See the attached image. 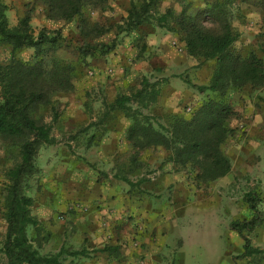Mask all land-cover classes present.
Here are the masks:
<instances>
[{
	"label": "rangeland",
	"instance_id": "1",
	"mask_svg": "<svg viewBox=\"0 0 264 264\" xmlns=\"http://www.w3.org/2000/svg\"><path fill=\"white\" fill-rule=\"evenodd\" d=\"M21 1L20 8L13 5L14 0L7 2L10 25L16 24L30 4V0ZM130 1L109 0L110 9L87 14L91 23L109 27L95 39H117V45L106 55L95 53L84 58L78 54L82 37L75 21L50 20L40 5L30 10L35 32L43 26L61 31L62 38L51 55L71 64L73 76L72 89L53 94L50 104L34 113L51 125L55 141L40 145L38 170L23 186L25 194L33 198L31 213L40 221L38 231L28 228V236L43 254L54 253L61 246L68 250L85 247L90 252L89 257L65 256L64 264H264V257H238L244 249L242 235L264 251V86L229 92L232 115L228 125L232 131L221 150L231 169L224 176L199 178L193 166L181 167L169 161L162 147L138 150L136 158L145 165L130 170V164H123L127 154L135 152L126 140L129 121L121 111L106 114L108 103L133 92L146 76L160 84L151 113L162 121L168 114L188 117L205 100V94L191 83L207 85L215 65L213 60L198 63L188 56L180 34L150 24L116 36L115 25L126 16ZM215 1L157 0L156 9L201 14L206 27L218 30L219 22L207 13ZM226 9L238 34L235 49L242 53L254 50L264 58V0H233L226 3ZM156 31L155 44H146V50L139 51L137 39L147 43L153 37L146 38ZM162 33L170 35L165 47L157 41ZM121 46L135 52L130 53L132 62L120 68L114 63ZM140 53L148 61L158 56L168 62L145 72L131 68ZM15 54L28 60L34 50L24 48ZM9 57L10 49L0 45V63ZM13 161V154L0 139V246L6 231L1 188L6 182L5 170ZM122 176L136 186L126 184ZM249 191L255 196L257 219L243 200ZM123 194L130 195L139 215L134 211L117 216L114 208L107 209L100 200L103 195ZM243 220L252 223L242 234L230 227L231 222ZM105 245L119 247L110 260L106 253L94 251Z\"/></svg>",
	"mask_w": 264,
	"mask_h": 264
},
{
	"label": "trees",
	"instance_id": "2",
	"mask_svg": "<svg viewBox=\"0 0 264 264\" xmlns=\"http://www.w3.org/2000/svg\"><path fill=\"white\" fill-rule=\"evenodd\" d=\"M233 0H217L209 4L207 13L219 22L220 28L206 27L199 15H188L183 9L179 14L167 8L156 9L157 0H131L127 14L115 25L116 36L129 33L141 25L150 24L181 35L185 52L198 63L213 60L215 65L207 85L191 83V87L205 94V100L188 117L168 114L164 117L150 112L160 94V84L143 76L137 87L129 94H120L107 105L106 114L121 111L128 119L126 140L134 153L128 154L124 165L130 170L145 165L138 161V150L162 147L168 152V160L181 167L191 165L196 176L213 180L227 174L231 169L229 159L223 154L221 145L232 129L228 120L232 115L229 92L244 87L251 89L264 86V58L254 50L242 53L235 49L237 32L228 21L226 3ZM25 11L14 25L7 16L8 6L0 0V45L10 49V57L0 63V139L13 154V165L5 170L6 182L1 188V197L6 223L4 240L0 246V264H64L65 256L89 257L90 252L82 247L68 250L61 246L51 254H43L28 236L31 226L39 230L40 221L31 213L33 198L25 194L23 186L38 167L36 156L40 145L53 144L51 125L36 118L41 106L50 104L51 96L72 89L73 68L61 59H54L51 51L62 38L59 29L41 27L37 32L31 25L32 6H42L45 16L56 21H75L82 37L78 54L84 58L95 53L106 55L114 50L116 40H97L109 27L91 23V11L110 9L109 0H30ZM140 43H139V42ZM139 51L146 43L137 39ZM137 43V44H138ZM33 48L28 60L16 56V51ZM50 51V52H48ZM264 54V43L261 45ZM163 81H166L164 79ZM56 116V114H55ZM126 162V163H125ZM104 174V173H103ZM118 176V175H117ZM130 186L136 183L120 177ZM252 191L243 196L244 202L258 217V208ZM257 198V197H256ZM259 200V199H258ZM252 221H233L230 227L242 234ZM243 236L244 249L239 258H263L264 251L251 244ZM119 247L105 245L94 249L107 254V259L117 254Z\"/></svg>",
	"mask_w": 264,
	"mask_h": 264
},
{
	"label": "crops",
	"instance_id": "3",
	"mask_svg": "<svg viewBox=\"0 0 264 264\" xmlns=\"http://www.w3.org/2000/svg\"><path fill=\"white\" fill-rule=\"evenodd\" d=\"M4 2L7 4L8 0H4ZM21 3L23 5L24 2H22L21 0H14L13 5L19 4V5H16V6L20 8V6H22ZM8 9H9V7H8ZM141 26H139V27H141ZM155 33H157V31L156 32H151V34H149V37L146 38V40L148 41L151 37H153L152 40H149L146 43L147 46L151 45L153 42L155 44V39H154ZM169 36H170L169 33H162L161 37L157 38L158 44L160 46L165 47V44H166L165 40ZM120 48H122V49H120V52H118L119 54L116 56V60L117 61L114 64H118L117 67L120 66V68H121V66H127L128 64H130L132 62L131 59H130V56L134 55L135 49H130L129 47L125 48V47H122V46ZM130 53H132V54L130 55ZM141 54L142 53H140L137 56L138 58L134 57L135 59H133V60H135L136 62L131 66V68L138 67L142 72H145V71H148V69L153 68V66L156 65V64H160L161 63V65H164V64H166L168 62V60L161 61L163 59L159 58L158 56H153L148 61V60H146V57L143 58V56ZM100 200H104V204L108 205L107 209H109L111 207L114 208L115 211H116V215L117 216L119 214L124 215L125 213L131 214V212L134 213V211L136 212L137 215H139L140 209L136 208V205H132L131 204V199H130V195L129 194H123L122 196H119V195H114V196H112V195H103L100 198Z\"/></svg>",
	"mask_w": 264,
	"mask_h": 264
}]
</instances>
